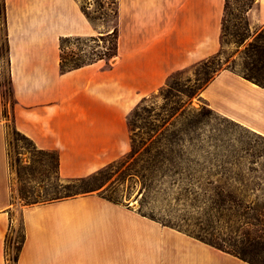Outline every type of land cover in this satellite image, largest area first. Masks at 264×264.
<instances>
[{
  "label": "crops",
  "instance_id": "crops-1",
  "mask_svg": "<svg viewBox=\"0 0 264 264\" xmlns=\"http://www.w3.org/2000/svg\"><path fill=\"white\" fill-rule=\"evenodd\" d=\"M224 4L115 0L116 56L61 72V39L109 31L88 19L79 0H0V264H8L6 238L19 225L13 264H250L98 194L11 203L7 124L37 150L56 153L61 179L100 171L130 152L127 121L143 99L173 73L218 54ZM246 17L251 28L264 25V0ZM199 98L264 137V84L224 69Z\"/></svg>",
  "mask_w": 264,
  "mask_h": 264
},
{
  "label": "rangeland",
  "instance_id": "rangeland-1",
  "mask_svg": "<svg viewBox=\"0 0 264 264\" xmlns=\"http://www.w3.org/2000/svg\"><path fill=\"white\" fill-rule=\"evenodd\" d=\"M79 1L89 19L109 32L95 41H64L63 57L88 60L105 54L113 59L114 0ZM253 4L227 0L219 65L203 62L173 73L172 88L166 81L130 118L135 152L90 176L61 179L56 153L37 150L7 124L12 206L98 194L148 219L152 214L164 227L190 237L199 234L224 251L264 264V137L210 110L199 98L205 83L195 82L204 71L212 77L228 68L243 71L264 58V25L251 28L246 17ZM11 215L16 218L17 212ZM22 239L21 225L11 227L5 244L8 264Z\"/></svg>",
  "mask_w": 264,
  "mask_h": 264
},
{
  "label": "trees",
  "instance_id": "trees-1",
  "mask_svg": "<svg viewBox=\"0 0 264 264\" xmlns=\"http://www.w3.org/2000/svg\"><path fill=\"white\" fill-rule=\"evenodd\" d=\"M255 1V0H254ZM114 3H115V0H114ZM251 7L249 6L246 10V13L247 11L250 9ZM226 9H227V0H225V4H224V16H223V19L225 17V12H226ZM86 14V13H85ZM116 15V14H115ZM87 16V14H86ZM88 17V16H87ZM89 19V17H88ZM90 20V19H89ZM91 21V20H90ZM92 22V21H91ZM222 25H223V20H222ZM222 33V32H221ZM113 35H114V38H115V41H114V46H113V54L111 55L112 56H116V47H117V31L113 32ZM68 39L70 38H63L61 39V42H60V69H61V72H66V71H70V70H73V69H77V68H80L84 65H87V64H90L92 62H94L95 60H99V59H103V58H107V55H99L97 54L95 58H91V59H88V60H80V59H71L69 61H67L63 55H62V43L64 41H67ZM77 40L78 39H81V38H76ZM90 41H95V37H92V38H89ZM221 47H222V40H221ZM222 55V51L220 49V51L218 52V54H216L215 56L207 59L206 61H204V64L205 65H211L213 64L214 62L213 61H216L217 64L219 65V62L221 61L220 59V56ZM203 63V62H202ZM227 70H231L237 74H239L240 76H242L243 78H245L246 80H249L257 85H260L262 86L264 84V58L263 59H256V60H253L250 64H246L244 66V70L243 71H236L235 69H231V68H228ZM214 73V71H213ZM202 76L201 78H198L195 82L198 84H201L203 82V84L205 83V85L214 77H212V74H209L207 71H204L202 73ZM171 77V76H170ZM168 78L167 80V83H166V87L167 88H172V83L170 82V79L171 78ZM204 85V86H205ZM203 86V87H204ZM138 110H139V107H136L131 113V116L128 117V126L129 128H131L133 126V124L131 123L130 121V118L132 116H136L138 115ZM131 132H133L132 129H130ZM136 134H132V136L130 137L131 139V150H130V154H133L135 152V148H136ZM56 158H57V155H56ZM58 173V171H57ZM143 216H146L145 213L142 214ZM147 217H149L150 219L152 220H155L156 221V218L154 215L152 214H149L147 215ZM164 225V224H163ZM166 225V224H165ZM192 234V233H191ZM194 238L198 239L199 241H202L206 244H209L211 245L212 247L216 248V249H219V250H222L224 251L223 249H221L220 247L216 246L215 244H213L211 241H208L206 240V238H204L203 236L199 235V234H192ZM191 235V236H192ZM20 250V248H19ZM224 252H227V251H224ZM19 253V252H18ZM18 253L16 255H14L10 261H12L13 263H16L17 261V258H18ZM229 253V252H227ZM229 254H232V253H229ZM238 258H240L241 260L245 261V262H248L250 264H253L252 262L250 261H247L246 259L242 258V257H239L238 255H235V254H232Z\"/></svg>",
  "mask_w": 264,
  "mask_h": 264
}]
</instances>
